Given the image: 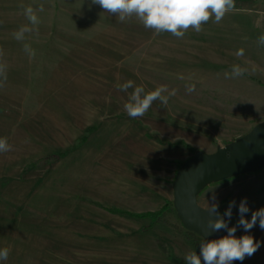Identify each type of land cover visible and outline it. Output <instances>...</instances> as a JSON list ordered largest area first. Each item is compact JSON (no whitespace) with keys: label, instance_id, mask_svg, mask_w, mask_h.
I'll use <instances>...</instances> for the list:
<instances>
[{"label":"rangeland","instance_id":"1","mask_svg":"<svg viewBox=\"0 0 264 264\" xmlns=\"http://www.w3.org/2000/svg\"><path fill=\"white\" fill-rule=\"evenodd\" d=\"M261 36L264 0H233L219 23L213 16L182 38L135 16L121 22L91 0H0V138L10 145L0 152V249H9L0 264H186L193 249L174 219L166 232L142 230L107 208L160 210L183 162L264 121ZM234 65L242 75H231ZM138 86L175 95L131 118L124 105ZM80 138L66 159L36 165ZM245 198L251 220L264 208V169L209 185L197 202L223 215L235 201L228 227L260 247L233 264H264V229L238 224Z\"/></svg>","mask_w":264,"mask_h":264},{"label":"clouds","instance_id":"2","mask_svg":"<svg viewBox=\"0 0 264 264\" xmlns=\"http://www.w3.org/2000/svg\"><path fill=\"white\" fill-rule=\"evenodd\" d=\"M91 2L100 5L104 12L118 16L121 22L135 16L145 28L153 29L157 33L168 32L177 38H182L189 28L196 32L201 31L202 24L207 23L213 16L215 22L219 23L233 7V0H91ZM25 15L33 25L39 22L31 7L25 9ZM27 31L29 29L26 26L21 27L14 34L15 38L22 40ZM259 40L264 43V36H261ZM242 74L243 69L239 66L232 67L233 77ZM225 75L227 78L229 74ZM132 87L133 82L127 81L120 86V90L127 91ZM187 90L192 92L195 89L194 86H189ZM165 92H168V89L164 86L148 92H145L143 86L135 87L124 109L131 118L142 117L154 101L160 100L166 105L168 99L175 95V90L168 92L167 96L164 95ZM8 150L10 145L6 138H0V152ZM213 200H215L214 196ZM234 206L235 201L230 202L223 215L231 219ZM205 211L215 217L208 221L211 232L226 229L228 234L219 239H204L200 243L199 255L192 250L184 256L186 264H202V261L203 264H233L234 261H243L246 256H252L258 250L260 242L255 241L253 236L243 235L239 238L235 236L236 227H228V223L218 213V204L208 205ZM238 211L240 214L238 224L246 232L252 229L257 221L260 228L264 229V208L252 212L251 220L245 219V214L249 211L245 198L240 202ZM8 256L9 249H0V261L7 260Z\"/></svg>","mask_w":264,"mask_h":264},{"label":"water","instance_id":"3","mask_svg":"<svg viewBox=\"0 0 264 264\" xmlns=\"http://www.w3.org/2000/svg\"><path fill=\"white\" fill-rule=\"evenodd\" d=\"M211 154L196 151L176 169L172 182V205L181 226L202 241L228 233L226 229L211 232L208 221L215 217L198 204V196L209 185L264 169V121Z\"/></svg>","mask_w":264,"mask_h":264},{"label":"trees","instance_id":"4","mask_svg":"<svg viewBox=\"0 0 264 264\" xmlns=\"http://www.w3.org/2000/svg\"><path fill=\"white\" fill-rule=\"evenodd\" d=\"M259 85L264 86V83L259 82ZM85 141H86V138H80L78 139L76 146L66 149L65 151L52 150L50 153L44 156L41 160H38L36 165H40V166L49 165L50 166L51 164L55 162L66 159L69 153L75 152L78 149H80L82 145L85 143ZM82 199L83 198L81 196L76 197L77 201H80ZM107 211L111 214L124 216L128 219H134V220L145 222V226L142 228V230L154 229V230L166 232L168 231L169 219H174L176 223L180 227H182L176 216L175 210L172 205V201L166 202L160 210L154 211V212L131 213L129 211L112 209V208H107ZM182 229H183V235L185 238V242L187 243V245L190 246L197 253H200V243L202 242V240L195 234L185 230L183 227Z\"/></svg>","mask_w":264,"mask_h":264}]
</instances>
